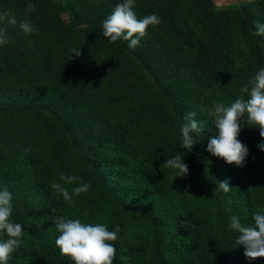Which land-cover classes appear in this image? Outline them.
Wrapping results in <instances>:
<instances>
[{"label":"trees","instance_id":"obj_1","mask_svg":"<svg viewBox=\"0 0 264 264\" xmlns=\"http://www.w3.org/2000/svg\"><path fill=\"white\" fill-rule=\"evenodd\" d=\"M57 6L62 10L72 9L71 4L65 8L59 1ZM104 21L102 17L75 21L70 14L64 30L74 35L82 32L83 28L77 27L85 24L90 30L103 31ZM169 33L174 35L175 28L171 27ZM110 43L151 70V75L156 71L139 45L129 48V41L122 38ZM166 55L171 58L180 53ZM156 75L189 86L207 107L218 101L228 106L238 98L214 82H203L174 69L156 71ZM46 87V92L30 98L0 93V129L10 131V121L15 116L41 115L50 121L51 115H68L67 108L56 98V88ZM111 98L124 102L120 94ZM186 115L180 112L168 126L179 144ZM55 118L57 132L68 145L55 137L28 134L22 149L14 153L12 163L5 166L0 163V172L6 174L0 179V190L7 189L13 195L10 219L24 229L21 245L8 264H74L60 254L55 244L59 232L54 221L60 216L103 223L110 231L119 225L118 240L113 242L116 248L113 264H264V257L247 259L243 245L234 247L238 234L229 227L231 215L251 226L253 214L264 211V151L258 148L264 138L257 127L247 124L246 117L239 121L237 137L248 149L243 167L229 165L206 150L209 137L217 134L215 125L206 114L196 118L204 127L201 134H193L197 142L192 148V157L199 166L188 168L183 178L176 177L178 170L164 168L162 159L139 152L145 140H138L127 129L120 134L118 129L100 120L98 130L107 134L90 137L93 141L83 147L75 141L80 126ZM55 154L72 156L77 166L87 173L93 190L91 198L81 194L69 205L50 187L53 182H60L59 175L64 174V162L56 159ZM225 180L231 191H215L219 182ZM65 187L71 192L75 186ZM228 207L231 213L225 211ZM6 238L0 233V241Z\"/></svg>","mask_w":264,"mask_h":264},{"label":"rangeland","instance_id":"obj_2","mask_svg":"<svg viewBox=\"0 0 264 264\" xmlns=\"http://www.w3.org/2000/svg\"><path fill=\"white\" fill-rule=\"evenodd\" d=\"M71 4V11L59 9L57 3ZM29 0H0V13L17 19L7 26L10 42L0 46V93L14 98H30L56 88V98L69 111L50 121L43 116H15L10 131L0 129V163L11 164L14 153L21 150L28 134L55 137L68 145L58 133L56 118L78 124L77 140L88 147L92 136L105 135L98 130L100 120L118 129H127L138 140H145L139 152L147 157L167 159L182 155L188 168L198 167L192 150L180 148L168 126L180 112L205 113L197 93L172 79H160L156 71L177 70L203 82H214L239 97V89L264 68V35H256V24L264 23V0H136L138 18L157 14L161 23L149 26L139 46L146 52L156 71H150L125 52L114 48L103 31L79 25L82 32L71 35L64 25L71 14L74 20L102 17L106 20L121 0H30L35 11L27 12ZM244 13L249 17H245ZM28 19L36 29L25 34L19 23ZM174 27L173 35L170 28ZM73 49L80 51L76 56ZM179 52L177 57L166 53ZM120 94L124 102L111 96ZM126 100V101H125ZM121 103V104H120ZM207 107V106H206ZM174 132L176 127L172 129ZM65 156V157H64ZM64 162V174L77 175L88 183L87 173L72 156L55 154ZM11 176V173L8 175ZM6 177L0 172V179ZM76 186V185H74ZM93 190L82 193L91 198ZM93 205L96 204L94 201ZM121 213V211L119 212Z\"/></svg>","mask_w":264,"mask_h":264},{"label":"clouds","instance_id":"obj_3","mask_svg":"<svg viewBox=\"0 0 264 264\" xmlns=\"http://www.w3.org/2000/svg\"><path fill=\"white\" fill-rule=\"evenodd\" d=\"M136 0H121L116 5L112 14L103 22V35L112 43L119 39L129 41L128 47L134 49L140 43L141 38L147 35L149 26H158L161 19L157 14H151L138 18L134 11ZM35 11V5L29 2L26 5L27 12ZM7 20L8 25H16L17 19L9 13H0V24ZM19 27L25 34H32L36 29L28 19L19 23ZM255 34L264 35V23L256 24ZM10 42L7 26H0V46H6ZM76 56L80 55L77 49L72 50ZM240 95L228 106L224 102H215L211 107L201 105L200 111L212 118L216 133L209 137L207 151L213 156L223 159L227 164H235L243 167L248 149L238 139L241 118H247L249 126L257 127L260 136L264 138V68L259 69L239 89ZM197 112L192 111L184 116V123L180 128V148L191 151L197 142L193 134H201L204 130L202 121L196 119ZM258 148L264 151V142L258 144ZM27 151V149H26ZM164 168L178 170L176 177L183 178L188 173V166L182 162V155L177 154L167 159ZM60 182H53L51 188L61 195L64 201L74 204V197L87 193L91 185L81 183L77 175H59ZM65 185H76L69 192ZM190 185L186 187L187 193ZM215 191L228 193L231 187L227 180L219 182ZM231 213V207L225 209ZM13 213V195L7 189L0 190V233L6 235V239L0 241V264H8L12 254L21 245L23 227L19 223L11 221ZM253 224L246 226L236 215L230 216L229 227L237 233L235 246H244V256L249 260L264 257V211H257L252 216ZM59 235L55 244L62 256L68 257L74 264H113L116 256L115 241L121 231L119 225L110 231L103 223H86L81 219H70L65 216L57 217L54 221ZM127 259V257H122Z\"/></svg>","mask_w":264,"mask_h":264}]
</instances>
